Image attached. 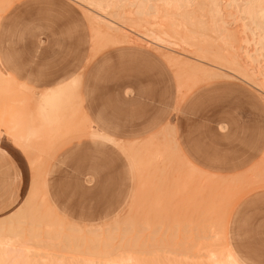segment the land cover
<instances>
[{"label":"rangeland","instance_id":"374dc122","mask_svg":"<svg viewBox=\"0 0 264 264\" xmlns=\"http://www.w3.org/2000/svg\"><path fill=\"white\" fill-rule=\"evenodd\" d=\"M2 1L0 71L12 67L19 69L27 79H41L48 85L45 92L69 78L79 77L81 107L88 117L83 127L77 128L80 132L68 127L66 129L73 130L69 131L70 135L64 129L65 133H59L61 136H50V149H46L48 144L44 148L45 144L42 146L43 142H39L46 137L44 133L49 134L47 131L39 134L43 138L38 135L37 140L34 137L33 141H26L18 136L19 140L13 133L19 128L22 135L28 123L31 126L30 117L39 99L24 88L7 90L9 86L0 82V221L17 212L20 219L25 220L5 225L6 228L21 227L24 232L22 240L10 239V243L13 241L5 248L9 253L2 255L5 259L2 264H18L24 258L33 257L29 255L32 252L48 257L59 252L51 257L58 258L60 264L63 256L87 258L88 255L82 254L84 249L81 253L61 249V238L41 239L59 244L49 250L34 246L35 240L31 242L29 229L32 226H41L37 233L44 236L48 229L45 225L49 222L57 227L60 220L64 226L101 227L103 239L114 238L111 250L120 243L128 244L117 249V255L121 256H144H139V246H129L134 239L139 243L157 244L163 238V243L174 245L176 242L174 249L169 248L172 251L189 252L193 257L189 259L191 262L200 263L205 254L226 248L235 253L241 264H262L264 175L257 176L255 171L264 172L261 164L264 160V95L262 97L252 83L239 78L205 77L191 82L182 75L180 81H186L179 82L178 68L160 55L161 50L143 41L133 45L117 44V47L116 44L109 46L110 43L100 45L94 41L83 9L73 0ZM238 28L241 29L234 28L238 38L233 45L236 49L250 47L243 42L245 36ZM71 118L68 121L75 123L82 115L76 121ZM26 121L27 126L20 129ZM15 126L13 131L11 128ZM164 129L170 141L173 139L171 151L161 159L165 163H157V172L156 166L150 171L144 167L137 170L127 145H141L150 140L148 146L157 149L164 136L158 134ZM93 130L108 134L113 141L91 137ZM186 158L208 177L203 173L195 174L192 184L191 175L186 174L188 168L183 164ZM182 164L187 170L181 168ZM153 170L154 174L150 173ZM143 176H147L146 179ZM181 180L186 182L184 191ZM34 191L37 198L30 203ZM37 208L40 211L37 212ZM48 209L54 217L46 214ZM31 213L35 216L29 217ZM43 214L48 219H43ZM35 220L43 223L37 225L33 223ZM145 226L148 230H143ZM6 233L0 234L10 235ZM82 235L87 239L92 237L87 232ZM154 235L155 240H151ZM180 241L184 247L179 246ZM17 242L28 244L27 252L21 251L22 246ZM190 247L193 249L189 250ZM167 254L163 256L175 258L179 263H184L188 256ZM145 257L153 261L158 255H146L143 259Z\"/></svg>","mask_w":264,"mask_h":264},{"label":"bare ground","instance_id":"6f19581e","mask_svg":"<svg viewBox=\"0 0 264 264\" xmlns=\"http://www.w3.org/2000/svg\"><path fill=\"white\" fill-rule=\"evenodd\" d=\"M6 1L8 2V0ZM73 1L78 3L79 6L83 9L90 24L91 31L94 34L93 35L94 41L99 42L100 45L102 43L104 44L108 43L109 45L110 43L109 46H112L111 44H116L117 47V44L133 45L136 43H140V41H143L148 46L153 48L155 47L161 50L163 53L161 55L166 59V61L172 63L174 67L176 66V69L178 68L180 72V74H178L179 82L184 83V81H186L184 79H188L189 81L191 80L196 81L195 79H199V78L201 79L205 77L210 79L239 78L244 82H248L247 84L250 83L251 85L252 83V86L257 88V90H259L264 95V8L261 7L262 0H73ZM2 2L3 1L0 0V3L2 4V5L0 4L1 11L3 9ZM237 27H241V29L240 28L238 29L241 30L243 36H245L243 42L245 43L246 46L250 45V47H246V48L242 47L240 49L239 48L236 49L235 46L233 45V43L236 42L238 38V37L236 38V34L238 33V31L234 29V28L237 29ZM251 45L253 46L251 47ZM105 47L106 46H104V48ZM184 58H186V60ZM0 73L3 72L0 71ZM182 75L184 76V79L183 81H180V79L183 78ZM258 80H260V82ZM1 81L5 82L3 84H7L6 81L3 80L2 76H0V82ZM188 83L190 84V82ZM79 86H80V78L76 77L70 83L62 86L59 89L45 92L46 94L43 95L38 101L37 109L36 107H34L36 111L34 110L35 111L34 114L32 115V117H30L31 121L33 122L31 123V126L29 125L28 121H26L25 125L23 123V126L21 125L22 128L20 129H23L24 126H27V123H28V127L22 130L21 132L22 135H20V131L18 130L19 128L16 130V126L14 128L13 127L11 128L13 131L16 130L13 133V134H17L16 138L20 140V137L22 136L21 139L24 138L26 141H33L32 138L36 137L35 140H37L38 139L37 136L39 134L44 133V131H47L50 134L49 135L46 133L47 135H49V137L45 133L44 135L48 138V140L45 139L46 137L43 138L42 136L39 135V138L40 137L43 138L39 142H43L42 146L43 144H45L43 146L45 148V146H47L49 142V139H52L53 137L52 135L65 133L63 132L64 129L68 130V134H69V131H73L72 129L78 130L77 128H79V126L83 127L84 125L83 121H87V119L83 115L80 106V96L78 93ZM179 86L182 87L181 85ZM7 90H9V87L7 88ZM4 92H6V90ZM13 93L14 92H12V94ZM17 93H19V91ZM11 101L12 99L10 100V102ZM4 102L6 103V101ZM3 107L6 106L4 105ZM76 112L77 113L81 112L78 113V116L82 115L81 120H78V116ZM74 113L76 115L75 118H74ZM29 114H31L30 111ZM71 114L73 116L72 118H74L73 120L75 121L78 120L75 123L73 122L74 124L68 121L69 118H71ZM11 115L13 117H15V115L17 116V114L15 115L11 114ZM9 118H10L9 120H11V116H9ZM15 119L16 121H20L17 118ZM12 120H14V118ZM37 122L39 123L36 124ZM78 122L79 123L83 122V123L79 124ZM14 125H18V123L16 124L14 123ZM17 127L20 126L18 125ZM68 127H71L72 129L71 128L66 129ZM75 133H77V131ZM59 136L61 135L59 134ZM171 141L169 139L168 134L166 133L163 136V141H162L163 143H161L159 148L156 147L157 149L152 150L148 146L150 140L146 141L144 144L141 145H135V144L127 145V148L130 147L128 148L129 152L131 153L134 159L136 158L135 162L137 164L138 170L144 167L143 169L150 171V168L153 169L154 166L159 165L157 164L159 163V161L165 163V161L164 160L161 161V159L164 157V154H166L167 156V154L171 151L172 146L170 145L171 143H173V141L172 142ZM174 144L175 147H177L175 140H174ZM56 145L57 144H55V146ZM42 146L40 147V149L42 148ZM55 146L53 145L52 147ZM48 147L51 146L50 145L47 146L46 149H50ZM172 152H174V149ZM142 155L144 156V159ZM168 160L170 159L168 158ZM149 164H151L150 165L151 167L147 166ZM183 164H185V162H183ZM183 164H182L183 167H181L182 169L187 167L186 165L185 167ZM173 165L175 166V164ZM155 168H157L156 169L157 172L158 166H156ZM174 168H176V166ZM187 168H186L187 170L186 174L189 176L191 175L190 177L188 176L190 180L193 179L192 177L195 176V174L202 175V173L195 168H189V167ZM172 169L173 168H171V170ZM162 171L163 170L161 169V172ZM140 173L141 172H139V176ZM150 173L154 174V170ZM261 174L264 175V172H262ZM205 176L208 177L207 175ZM146 177L144 178L146 179ZM139 178L142 177L140 176ZM261 178H263V176H261ZM183 180H181V182ZM184 184H186V182L184 183L183 181L182 186ZM184 186H183V191H184ZM36 192L38 193L39 190L37 189ZM36 192L35 191L33 192V194L34 193L35 194L30 199V203L31 200H34V197L37 198ZM30 207L32 208V206ZM39 209L40 208H37L36 211L37 210L40 211ZM19 213L18 212L14 213L11 216H9L7 220L4 221V219H2L3 221H0V233L7 232L6 234L8 233L10 234L9 236L6 235L3 236L0 234V255H1L0 264L5 262V259L3 260L2 255L5 254L7 255L9 253L8 252L9 250L6 251L5 248L7 249V246H9L12 243L13 240L10 243V239L19 238V240H22L23 235L21 236V234L22 232H24V230L21 229L20 226H19L20 228H16V227L6 228L5 226L6 224L12 226V224L16 222L19 224L24 223L25 220L23 221L22 219H20L22 217H20L21 215ZM32 213L29 214V217L32 215ZM46 214L50 216L51 210L46 212ZM44 216L46 215L43 214L42 216L43 219L45 220L48 219ZM36 217L39 220V215ZM51 217H54L53 214L51 215ZM56 221H53L52 223L54 222L56 223ZM36 222L38 225V223L42 221H36V220L35 222L33 221V223ZM31 225L33 224L31 223ZM45 226L48 229L46 230V232H44L45 234L44 236L37 233V229L41 226L39 227L36 226V228L32 226V228L29 229L30 231L29 237L31 242L32 240L33 241L35 240V242L37 241L34 246H36L39 249L43 248L42 250L44 249L49 250V248L58 247L59 244L55 245V243L53 244L47 242L49 240H58L59 238H61V249L72 253H81V250L84 249L82 254H86L89 257L93 258V259L91 258L88 259V256L87 258L84 257L76 258L72 256L71 258L67 256H66L67 258L66 257L64 258L63 256V258L61 257L62 258L61 264H237L233 256L231 255L230 250L226 248L221 252L213 253L214 251L213 252L211 251L212 253L205 254L206 256L204 257V260L200 263L197 262L196 260H194L196 262H191L189 261V259H192L193 257L191 256V254H188L189 252L172 251L169 248H173L174 246H176V242L174 243V245H172L169 242L167 243V241L163 243L164 241L163 238L160 240L161 242L160 243L157 242V244L150 242L148 244L139 243L137 242L136 239H134L133 244L129 245L132 248L139 246L138 247L140 250L139 256H141L142 254L144 256L148 255L149 257L150 255L152 256L158 255L156 260L149 261L147 259L148 257L147 258L145 257L146 259H143L144 256H142L141 259V258H135L132 255L128 256V254L121 256V255H117L116 252L117 249L121 250L123 246H127L128 244L124 243V245H122V243H120L119 246L117 245V248H113V250H111L113 246L112 244L114 243V242L112 243L114 238L113 236H107L105 237V239H103V236L100 235L101 227L84 229L74 225L64 226L63 224H61V220L57 224V227L55 225L50 224L49 222ZM53 228H58V229L56 231H52L51 229ZM161 228L159 229L156 228V229L158 231ZM66 230L69 231L70 234L66 233ZM143 230H148V227L146 226L143 227ZM29 231L27 232L28 234ZM167 231L168 230L166 229L165 232ZM84 232L85 233L87 232L92 237H90L89 235L90 238L87 239V236L85 237L84 235H82V233ZM148 238L150 239V236ZM155 238L156 237L154 235V238H151V240L153 239L155 240ZM41 239L42 240L47 239L48 241L47 242L42 241ZM167 239L168 238H166V240ZM15 241H18V239ZM41 242L44 243L41 244ZM16 244L22 246L21 248L23 250L21 251L27 252V247L29 246L28 244H26L25 242L23 243L17 242ZM190 244L191 243H189V245ZM178 245L179 243H177V246ZM183 245L181 242L179 246H183ZM140 247L141 249H143V251L140 249ZM144 248L146 249L144 250ZM191 248L192 247H190L189 250H191ZM131 252L133 253V251ZM160 252L162 256H160L161 254L160 255L158 254ZM58 253H56L55 255H57ZM124 253L126 252L124 251L123 254ZM167 253L171 255L176 254L183 256H187L188 254V256H187V260L185 259L184 263L183 261H180L179 263V260L176 261L175 258L170 259L166 256H163L164 254L166 255ZM39 254L42 253L32 252L29 255H32L33 257H27L24 259L22 258L23 260L19 261L18 264H58V263L60 264V261L58 262V258L55 259L54 257H51L53 254L50 257L46 256V254H42V255ZM113 255L119 257L112 258ZM197 257H199V254Z\"/></svg>","mask_w":264,"mask_h":264},{"label":"snow or ice","instance_id":"6c2138e0","mask_svg":"<svg viewBox=\"0 0 264 264\" xmlns=\"http://www.w3.org/2000/svg\"><path fill=\"white\" fill-rule=\"evenodd\" d=\"M261 7L264 8V0H262ZM3 80L6 81L9 88L11 87H20L32 92L37 99H40L45 95V89L48 88V85L41 79H27L22 74L21 71L17 68L8 67L3 73H0ZM261 164L264 165V160L261 161ZM185 165L189 168H194V163L185 161ZM264 264V262H262Z\"/></svg>","mask_w":264,"mask_h":264},{"label":"crops","instance_id":"0c3cea01","mask_svg":"<svg viewBox=\"0 0 264 264\" xmlns=\"http://www.w3.org/2000/svg\"><path fill=\"white\" fill-rule=\"evenodd\" d=\"M160 55H161V54H160ZM161 56H162V55H161ZM162 57H163V56H162ZM163 58H164V57H163ZM164 59H165V58H164ZM165 60H166V59H165ZM76 77H77V76L72 77V78H69V79H67V80H65V81H63V82H61L60 84H58L56 87L47 90L46 92L51 91V90H55V89H59V88H61L62 86H64V85L70 83V82H71L72 80H74ZM260 95L263 97V93H261ZM263 98H264V97H263ZM80 106H81V101H80ZM81 110H82V107H81ZM82 112H83V110H82ZM83 115L85 116V118H86L87 121H88V117L85 115V113H83ZM165 132H166V129L162 130L158 135L163 136V135H165ZM91 137L96 138V139H103V140H107V141H113V139H112L111 136H109L108 134H106V133H104V132L98 131V130H93V131L91 132ZM147 141H149V140H147ZM175 143H176V142H175ZM176 146L178 147L177 143H176ZM128 152H129V150H128ZM129 155L131 156V158H133V156L131 155L130 152H129ZM133 159H134V158H133ZM134 160H135V159H134ZM185 160L191 162L188 158H186ZM135 168L138 170V167H137L136 162H135ZM194 168L197 169L198 171H200L201 173L205 174V173L202 172V170H201L200 168H198L196 165H194ZM262 172H263V171H262ZM262 172H261V173H262ZM261 173H260L259 170H256V171H255V174H256L257 176L260 175ZM205 175H206V174H205ZM74 226H77V225H74ZM77 227H78V226H77ZM92 228H97V227H89V228H86V229H92ZM230 253H231V255L233 256V258H234V260L236 261V263H237V264H241L240 261H239V259H238V257L235 255V253H234L233 251H231V250H230Z\"/></svg>","mask_w":264,"mask_h":264}]
</instances>
